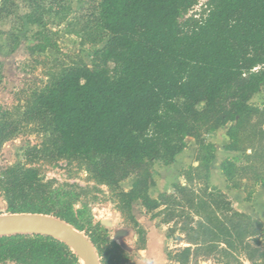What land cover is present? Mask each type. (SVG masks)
Masks as SVG:
<instances>
[{
  "label": "trees",
  "instance_id": "trees-1",
  "mask_svg": "<svg viewBox=\"0 0 264 264\" xmlns=\"http://www.w3.org/2000/svg\"><path fill=\"white\" fill-rule=\"evenodd\" d=\"M197 6L198 0H97L93 21L107 42L94 52L92 68L81 61L61 68L16 113L0 106V148L23 123L43 122L52 149L29 148L26 159L77 156L96 182L130 203L139 201L146 213L158 211L166 238L178 246L167 255L170 263L211 258L213 264H264V224L235 211L209 185L216 151L200 141L203 130L231 124L227 137L234 142L235 131L243 152L249 151L242 171H255L264 191V108L250 107L264 89V0H207L192 13ZM187 138L205 156L196 158L198 166L184 173L183 184L172 185L171 194L151 198L150 166L172 165ZM220 171L230 184L238 169L225 160ZM129 173L136 181L123 193L120 183ZM0 189L9 214L50 216L82 232L100 264L128 259L108 227L89 211L75 216L62 192L45 193L34 170H4ZM34 196L41 199L38 206L30 204ZM144 233L137 227L139 240ZM7 263L80 260L62 241L18 234L0 237V264Z\"/></svg>",
  "mask_w": 264,
  "mask_h": 264
},
{
  "label": "rangeland",
  "instance_id": "rangeland-1",
  "mask_svg": "<svg viewBox=\"0 0 264 264\" xmlns=\"http://www.w3.org/2000/svg\"><path fill=\"white\" fill-rule=\"evenodd\" d=\"M96 1L0 0V106L16 113L26 107L32 95L45 88L61 68L78 61L92 68L94 52L107 42L103 31L93 21ZM205 2L200 1L202 5ZM200 6L192 13L199 12ZM250 107L264 108V89L252 98ZM198 108L201 109L202 105ZM230 126L201 132L200 141L204 146L212 145L216 151L208 166L209 185L218 190L231 186L239 190L241 196L230 199L236 208L241 203L254 212H257V205L264 210L263 189L253 175L255 171H242L246 166L244 154L249 151L243 152L244 144L235 131V141L229 140L226 133ZM186 144V150L170 167L159 162L150 166L152 183L148 194L151 198H157L161 193L171 194L172 185L183 184L184 173L198 166L196 158L205 156V149L199 148L193 138H187ZM228 147L237 148V151L226 150ZM29 148L42 152L52 149L50 132L43 122L23 123L19 131L3 143L0 178L8 168L34 170L45 193L62 192L64 204L75 216L89 211L96 222L108 227V236L129 254L123 264H174L169 262L167 255L178 246L166 238V227L160 224L161 217H156L158 211L146 213L139 201L130 203L119 191L96 182L77 156L29 161L25 157ZM225 160L232 161L238 169L230 184L218 174ZM136 177V173H129L120 183L123 193L131 190ZM40 201V197L34 196L30 204L38 206ZM8 214L4 193L0 189V216ZM137 227L145 232L142 240L138 239ZM190 264H213V260L197 258Z\"/></svg>",
  "mask_w": 264,
  "mask_h": 264
},
{
  "label": "water",
  "instance_id": "water-1",
  "mask_svg": "<svg viewBox=\"0 0 264 264\" xmlns=\"http://www.w3.org/2000/svg\"><path fill=\"white\" fill-rule=\"evenodd\" d=\"M18 234L40 235L64 242L83 264H100L88 238L69 224L40 214H8L0 216V237ZM80 260V259H79ZM80 264L81 261H80Z\"/></svg>",
  "mask_w": 264,
  "mask_h": 264
},
{
  "label": "crops",
  "instance_id": "crops-1",
  "mask_svg": "<svg viewBox=\"0 0 264 264\" xmlns=\"http://www.w3.org/2000/svg\"><path fill=\"white\" fill-rule=\"evenodd\" d=\"M170 166H165V167H170ZM219 173L221 174V171L220 172L218 171V174ZM221 176H222V178H224L222 174H221ZM224 180H225V178H224ZM219 189L221 190L222 193H224L229 198V200L232 199V196H235V195H237L239 197L241 196V192L239 190H235V189H232V188H225V187H223V188L219 187ZM262 195H263L262 197H264V191H263ZM231 204H232L233 209L235 211H237L238 213H242V214L248 215V216H250V217H252V218L256 219L257 221H259V222L264 224V210H261L258 205L256 206L257 207V212H254L250 208H247L246 205H244V204H241V203L238 204L237 208H236L234 203L231 202Z\"/></svg>",
  "mask_w": 264,
  "mask_h": 264
},
{
  "label": "bare ground",
  "instance_id": "bare-ground-1",
  "mask_svg": "<svg viewBox=\"0 0 264 264\" xmlns=\"http://www.w3.org/2000/svg\"><path fill=\"white\" fill-rule=\"evenodd\" d=\"M79 259H80L81 263L83 264V258L81 256H79Z\"/></svg>",
  "mask_w": 264,
  "mask_h": 264
},
{
  "label": "built area",
  "instance_id": "built-area-1",
  "mask_svg": "<svg viewBox=\"0 0 264 264\" xmlns=\"http://www.w3.org/2000/svg\"><path fill=\"white\" fill-rule=\"evenodd\" d=\"M200 1H201V0H198V5H202V4L200 3ZM206 2H207V0H206Z\"/></svg>",
  "mask_w": 264,
  "mask_h": 264
}]
</instances>
